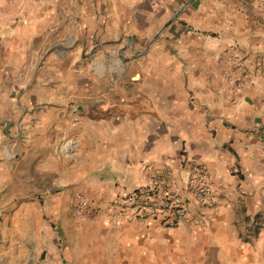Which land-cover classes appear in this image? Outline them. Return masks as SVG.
Here are the masks:
<instances>
[{
	"label": "crops",
	"instance_id": "obj_1",
	"mask_svg": "<svg viewBox=\"0 0 264 264\" xmlns=\"http://www.w3.org/2000/svg\"><path fill=\"white\" fill-rule=\"evenodd\" d=\"M146 164L214 204L121 210ZM0 196L10 264H264V0H0Z\"/></svg>",
	"mask_w": 264,
	"mask_h": 264
},
{
	"label": "built area",
	"instance_id": "obj_2",
	"mask_svg": "<svg viewBox=\"0 0 264 264\" xmlns=\"http://www.w3.org/2000/svg\"><path fill=\"white\" fill-rule=\"evenodd\" d=\"M225 75L232 87L243 88L250 84L255 74L238 62ZM143 170L147 183L131 190L119 202L120 209L130 210L135 218L142 221L162 218L168 226H174L188 218L192 205L212 206L215 202L209 172L202 165L191 166L188 179L182 186L171 169L146 164ZM89 207L87 198L76 193L74 219L85 220Z\"/></svg>",
	"mask_w": 264,
	"mask_h": 264
},
{
	"label": "rangeland",
	"instance_id": "obj_3",
	"mask_svg": "<svg viewBox=\"0 0 264 264\" xmlns=\"http://www.w3.org/2000/svg\"><path fill=\"white\" fill-rule=\"evenodd\" d=\"M226 72H229V70L225 71V73ZM224 79L225 81H227V77L225 74H224ZM19 93H21L20 90L12 91L10 94V98L13 96L16 97ZM22 116H23L22 113L17 111V113L14 115V118L10 119V122L12 123L13 128H15V131L18 130L17 127L18 124L19 127H21ZM10 201H12L10 198L2 200L0 196V264H10V207H13V210L16 209L19 203L23 200L17 199L15 205L13 204L10 205ZM72 216H73V209H72Z\"/></svg>",
	"mask_w": 264,
	"mask_h": 264
},
{
	"label": "water",
	"instance_id": "obj_4",
	"mask_svg": "<svg viewBox=\"0 0 264 264\" xmlns=\"http://www.w3.org/2000/svg\"><path fill=\"white\" fill-rule=\"evenodd\" d=\"M4 126H5V130H4V132H5L6 129H8V127L10 126V122L8 120H5L4 121ZM17 127H18V131H19L20 130L19 124L17 125Z\"/></svg>",
	"mask_w": 264,
	"mask_h": 264
},
{
	"label": "trees",
	"instance_id": "obj_5",
	"mask_svg": "<svg viewBox=\"0 0 264 264\" xmlns=\"http://www.w3.org/2000/svg\"><path fill=\"white\" fill-rule=\"evenodd\" d=\"M258 229H259V226H256V227H254V233H257L258 232Z\"/></svg>",
	"mask_w": 264,
	"mask_h": 264
}]
</instances>
